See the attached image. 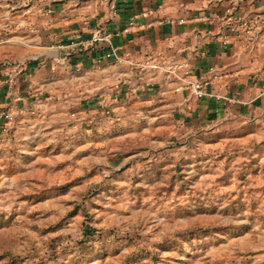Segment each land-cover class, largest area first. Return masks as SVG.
I'll return each mask as SVG.
<instances>
[{
  "label": "crops",
  "instance_id": "0c3cea01",
  "mask_svg": "<svg viewBox=\"0 0 264 264\" xmlns=\"http://www.w3.org/2000/svg\"><path fill=\"white\" fill-rule=\"evenodd\" d=\"M232 13L240 28L224 43ZM98 30L119 60L90 44ZM0 42V64L19 71L12 95L0 83V116H16L0 117V163L75 130L102 138L108 104L123 122L170 123L185 138L264 133V0H0ZM200 77L201 99L186 86Z\"/></svg>",
  "mask_w": 264,
  "mask_h": 264
},
{
  "label": "rangeland",
  "instance_id": "374dc122",
  "mask_svg": "<svg viewBox=\"0 0 264 264\" xmlns=\"http://www.w3.org/2000/svg\"><path fill=\"white\" fill-rule=\"evenodd\" d=\"M104 115L0 163V264H264V133Z\"/></svg>",
  "mask_w": 264,
  "mask_h": 264
},
{
  "label": "built area",
  "instance_id": "2783aa9c",
  "mask_svg": "<svg viewBox=\"0 0 264 264\" xmlns=\"http://www.w3.org/2000/svg\"><path fill=\"white\" fill-rule=\"evenodd\" d=\"M231 13V12H230ZM230 22H227L225 24V26L223 27V32H225L224 34L222 33V41L224 43H228L230 41L229 35L227 32H237L240 28V24L238 23V21L233 18V13L229 16ZM1 43V42H0ZM106 44V46L108 47V52L106 53V57L107 58H113L116 60L120 59V55H119V49L117 46L114 45L113 41H112V34L110 33H106L104 31L98 30L94 36L92 37V39L90 40V44L91 45H97V44ZM0 67L2 69H6L5 72V77L3 79L0 78V83L3 85L6 93L8 95H12L14 92V88H15V84L18 78V67L17 66H13L11 64V62L8 61H4L3 63L0 64ZM143 68H151V69H161L162 67L156 63H154L153 61H149L146 62L145 64H143ZM175 78L179 79V80H183L184 77H182L178 72L172 71L171 69L168 70ZM204 78L200 77L197 79H190L186 82V86L188 88H190L192 94L194 96H196L197 98L201 99L204 98L208 95L206 88H205V82H204ZM188 99L186 98L185 101H187ZM113 111V109L110 107V105H106L104 106L103 109V113L106 114H111ZM2 119H4V122L6 124H13L16 122V116L15 114H13L12 112H2L1 116ZM6 127V125L4 126V128Z\"/></svg>",
  "mask_w": 264,
  "mask_h": 264
}]
</instances>
